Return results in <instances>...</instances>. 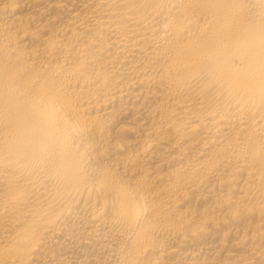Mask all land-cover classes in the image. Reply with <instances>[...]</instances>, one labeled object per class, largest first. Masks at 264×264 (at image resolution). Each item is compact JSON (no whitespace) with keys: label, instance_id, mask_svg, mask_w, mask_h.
Masks as SVG:
<instances>
[{"label":"bare ground","instance_id":"6f19581e","mask_svg":"<svg viewBox=\"0 0 264 264\" xmlns=\"http://www.w3.org/2000/svg\"><path fill=\"white\" fill-rule=\"evenodd\" d=\"M0 264H264V0H0Z\"/></svg>","mask_w":264,"mask_h":264}]
</instances>
